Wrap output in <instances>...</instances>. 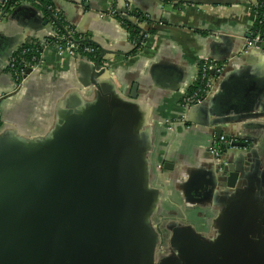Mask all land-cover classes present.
<instances>
[{"label": "crops", "instance_id": "1", "mask_svg": "<svg viewBox=\"0 0 264 264\" xmlns=\"http://www.w3.org/2000/svg\"><path fill=\"white\" fill-rule=\"evenodd\" d=\"M48 1L44 6L60 11L64 27L76 28L90 41L104 74L93 75L87 64L59 55L47 42L46 12L25 0L22 11L11 9L0 20V139L45 142L62 112L86 111L101 102L128 130L147 134L145 168L158 193L150 217L158 239L153 264H221L220 249L222 264H264V60L252 53L232 59L255 20V6L205 0H163L162 6L159 0ZM123 1L144 12L146 25L156 28L137 51L118 18L99 17ZM27 43L37 44L39 61L15 88L6 69L8 55ZM207 58L225 64L215 77L222 97L186 108L183 94ZM213 131L252 146L242 162L226 159L238 173L233 189L224 187L227 174L216 172L207 150ZM185 250L191 256L186 261L180 254Z\"/></svg>", "mask_w": 264, "mask_h": 264}, {"label": "water", "instance_id": "2", "mask_svg": "<svg viewBox=\"0 0 264 264\" xmlns=\"http://www.w3.org/2000/svg\"><path fill=\"white\" fill-rule=\"evenodd\" d=\"M11 1L0 20L9 10L19 11L27 4L23 0L10 5ZM261 1L264 0L203 2H249L256 8ZM159 3L162 6L163 0ZM38 4L47 15L46 38L52 40L57 31H73L82 38L80 42L91 44L76 28L64 27L58 9ZM145 15L133 10L128 1H123L122 7L115 5L99 12L100 18L116 17L137 32L134 50L156 29L146 25ZM249 31L250 28L241 36L242 47L232 58L235 62L249 53L264 60V53L245 48L247 40L255 37ZM23 45L13 47L8 59ZM75 60L87 64L93 75L104 74L101 57L93 63L83 56ZM31 72L27 70L23 79ZM219 74L210 73L213 89L203 101L218 94L222 97L215 79ZM74 110L62 112L57 127L45 142L26 144L14 137L0 139V264H153L158 239L150 217L155 213L158 193L149 186L145 168L147 134L139 133L140 128L128 130L101 102L86 111L77 107ZM221 136L219 131L211 133L209 153L213 141ZM233 140L232 144L221 146L219 157L210 153L216 172L227 174L224 187L229 189L235 187L238 173L228 166L226 159L236 157L242 162L241 157L252 152L246 140ZM180 254L185 261L191 259L186 250ZM217 254L221 256L220 263H224L221 249Z\"/></svg>", "mask_w": 264, "mask_h": 264}, {"label": "built area", "instance_id": "3", "mask_svg": "<svg viewBox=\"0 0 264 264\" xmlns=\"http://www.w3.org/2000/svg\"><path fill=\"white\" fill-rule=\"evenodd\" d=\"M8 1L9 0H5V3L0 10V14L2 13V11L5 8L9 7V5L7 6ZM34 1L38 2V3L42 2V0H34ZM110 15L111 16L114 15L113 10L110 11ZM124 25L127 26L126 24H124ZM250 30H251V28H250ZM59 33L60 32L57 31L53 35L52 40L48 39V41H47V42L50 41V42L55 44V49L59 55H68V56L73 57V58L83 56L84 54L85 55H91L92 54L93 57L96 56V49L91 44L80 42L82 40V38L77 37L73 31H68L66 34L61 32L62 33L61 35H59ZM249 34H251L250 31H249ZM147 37L148 36L144 37V40H143L142 44L140 45L141 47L144 44ZM256 43H259L260 47H255ZM33 44L37 45L36 43H33ZM81 44H84V45H82V47H80ZM133 44H135V43L133 42ZM245 48L246 49L253 48L255 51H259L261 53H264V40H262V38H260L259 36H255L254 38L247 40ZM27 51L28 50H23L24 53H26ZM14 54L9 59L7 65H6V69L8 70V73L10 74V76L12 77V79L14 81V87L17 88L24 81L23 76L25 75L26 71L27 70L33 71V68L36 66V64L39 61V56H38V58L33 59V61H35L36 63H34L32 65L26 64L25 70H21V69L19 70V69L15 68L16 60L14 58ZM39 54H40V52H39ZM223 69H224L223 64L216 63V62L210 61L208 59H204L201 62V64L199 65V74H198V77H197L195 84L190 89H188L187 92H185L183 94L182 105L184 107H191V106H195V105L200 104L203 101V99L207 95H209L213 89V82H212V79L210 77V73H221L223 71ZM233 142H234L233 139L228 140L225 137L221 136L218 141H215V140L213 141V145L209 149V151L213 156L219 157L220 152H221V150H220L221 146L230 145Z\"/></svg>", "mask_w": 264, "mask_h": 264}, {"label": "trees", "instance_id": "4", "mask_svg": "<svg viewBox=\"0 0 264 264\" xmlns=\"http://www.w3.org/2000/svg\"><path fill=\"white\" fill-rule=\"evenodd\" d=\"M16 0L11 1L10 5ZM42 3L44 4H49L48 0H42ZM256 10V17L254 22L251 25V33L254 34L255 36H259L260 38H262V40H264V1L258 2V5L255 8ZM128 26V25H127ZM128 31L130 33V37H131V41L136 43L137 42V32L130 26H128ZM59 35H61V31H59ZM81 44L80 47H82ZM142 47L139 46L138 49H141ZM138 49H136L135 51H137ZM23 50H28L26 53L23 52ZM39 52L40 49L37 45H34L33 43H27L25 45H23L15 54H14V58L16 60L15 63V68L16 69H21V70H25V65L29 64L32 65L34 63H36L35 61H33V59L38 58L39 56ZM85 58L95 61L96 57H93L92 54L91 55H83ZM8 71V70H7Z\"/></svg>", "mask_w": 264, "mask_h": 264}]
</instances>
